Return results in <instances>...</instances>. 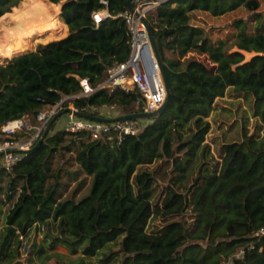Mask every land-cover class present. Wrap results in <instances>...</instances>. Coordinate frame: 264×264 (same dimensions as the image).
Instances as JSON below:
<instances>
[{"label": "trees", "instance_id": "trees-1", "mask_svg": "<svg viewBox=\"0 0 264 264\" xmlns=\"http://www.w3.org/2000/svg\"><path fill=\"white\" fill-rule=\"evenodd\" d=\"M23 1L0 0V20L9 18ZM49 1L62 3L59 18L69 28L67 36L38 43L30 51H24L25 45L35 32L22 37L11 31L3 41L0 37V56H12L0 62V129L23 117L37 123L40 112L69 96H74L71 103L75 107L94 115L107 116L101 110L112 107L115 114L142 111L139 92L98 88L108 68L129 57L131 35L123 17L117 16L128 10V0ZM49 1L31 0V10L49 17ZM140 1L134 0V6ZM147 1L160 2L147 19L168 76L166 109L155 119L134 120L139 127L136 135L112 140L93 138L87 131L56 129L57 119L37 147L10 170L0 168V228L5 230L0 264H22L20 235L28 246L27 239L39 223L49 240L48 250L61 244L81 254L74 264H92L109 244L118 249L104 253L100 264H264V234H258L264 228L261 0ZM104 8L113 17L97 25L93 14ZM240 8L249 16L235 18L231 23L234 32L216 42L209 28L193 23L196 11L218 17ZM31 10L18 12L12 20L16 28H23L35 15ZM57 28L56 18L49 29ZM234 39L239 43L218 59L217 82L220 88L228 87L233 99H253L263 134H250L244 127L240 141L218 147L219 161H203L193 182L180 187L183 168L210 131L207 118L215 102L214 92L198 88L197 79L208 80V75L197 76L195 62H183L182 67L181 61L207 43L216 53L217 47ZM83 78L97 88L91 95L80 96ZM68 106L69 102L62 103L61 111ZM57 157L61 160L56 163ZM157 159L171 163L172 175L158 203L153 204L149 193L158 178L154 171L139 167ZM87 188L89 192L82 194ZM153 216L163 224L148 231ZM189 216L197 217L196 222L189 223ZM48 250L31 244L29 264H35L32 256ZM50 258L51 254L46 256Z\"/></svg>", "mask_w": 264, "mask_h": 264}, {"label": "built area", "instance_id": "built-area-1", "mask_svg": "<svg viewBox=\"0 0 264 264\" xmlns=\"http://www.w3.org/2000/svg\"><path fill=\"white\" fill-rule=\"evenodd\" d=\"M159 3V1L148 2L143 0L135 6V10L145 14L147 10L153 9ZM117 16L123 17L130 32V54L126 61L108 68L107 78L98 88H119L126 92H139L142 100H139L138 103L142 104V111L157 110L165 102L167 93L157 60L151 50L148 32L140 17L135 16L129 10L119 13ZM109 17H113V15L106 8L95 11L93 14L94 22L97 25ZM80 83L82 87L80 96L91 95L97 89L93 87L88 78L81 79ZM73 98L74 96L65 97L51 110L40 112L37 116V123L23 117L3 126L0 133V168L10 170L21 160L37 144L49 122L58 113L65 110L61 111V104L64 102L71 103ZM67 108H72L74 111L62 114L66 115V118L61 124V129L66 131L73 133L87 131L93 138L106 136L110 140L114 137L121 139L128 134L136 135L139 132L137 122L134 120L104 123L79 116L75 111L85 112V110L74 105ZM111 109L114 110L113 107ZM258 234H264V228ZM20 239L24 241L22 249L27 255L29 247L26 246V240L22 235H20Z\"/></svg>", "mask_w": 264, "mask_h": 264}, {"label": "rangeland", "instance_id": "rangeland-1", "mask_svg": "<svg viewBox=\"0 0 264 264\" xmlns=\"http://www.w3.org/2000/svg\"><path fill=\"white\" fill-rule=\"evenodd\" d=\"M143 1V0H142ZM152 1V0H151ZM141 2V1H140ZM31 10L32 5H31V0H25L22 2L21 6L17 9H13L11 15H9V18L0 20V37L3 41V38L8 35L11 31H13V34L16 36H22L25 37L28 35L30 32H38V30H44L46 27L43 26H37L33 25L30 27V25H24L23 28H16L14 24L12 23V20L18 15L19 11L22 10ZM260 11L264 15V0H261V7ZM32 15L35 14L36 16H40L38 12H36L35 9L31 10ZM50 16L48 17V23L52 25L54 19H56V8L53 6L50 8ZM248 12L245 11L244 9L240 8L235 11L229 12L225 15L222 16H212L208 12L204 11H196L195 12V17L193 20V23L199 24L202 26H205L206 28H209V36L213 41H217L220 39H225L228 38L229 35L234 32V28L232 27L231 23L235 18L239 17H245L247 18ZM38 28V29H37ZM57 35L51 34L50 38H55ZM44 36L41 35H35V38H30L28 39L27 45H25V50L24 51H30L34 50L32 47L36 43L40 42V38ZM27 40V39H26ZM41 43V42H40ZM239 43L238 40L234 39L228 44H226L223 47H217L216 53H213V48L211 43H207L203 46V48L200 51L196 52H191L188 53L183 59H182V64H180L183 67V62L190 64V62H195V67L197 68V76H199L201 73L208 75V80L205 78H200L198 80V88L199 86L202 89L207 88L206 91L207 93L210 94V92H214L213 94L215 95L214 100L216 98H219V96H225V100H222L221 103L215 105L217 108H214V115H213V123L214 127L211 131L213 134V140L216 141L217 143V149L218 146H221L223 143H229L232 141H240L242 138V133L244 127H247L249 130L250 134L257 135V125L260 126V118L255 115L254 112V104H253V99L248 98V99H233L229 96L228 92L225 94V89L223 87H219V82L217 79V65H218V59L222 56H225L228 51H230L234 46H236ZM22 51V52H24ZM217 54V55H216ZM5 56L1 55L0 56V62L4 59ZM12 57V56H8ZM200 72V73H199ZM192 80L196 77H190ZM212 89H214L212 91ZM200 91V90H199ZM223 92V93H222ZM220 101V100H219ZM73 105L72 103H69V106ZM105 114L109 113H114V110L111 108H104L101 110ZM66 115H62L59 117V121L57 122L58 125L56 124V129H61L62 122L65 120ZM191 126H194V123L191 124ZM263 126V125H262ZM212 137V136H211ZM59 157H57V161H60ZM159 167V166H158ZM157 167V168H158ZM161 171L160 175L158 173V181L155 186V189H152L149 193V197L152 200L153 204H157L160 195L163 189V186L165 183H167L170 179L171 176H167L166 173L162 175L163 168H158ZM167 176V178H166ZM72 189L75 188L74 183H72ZM90 187V186H89ZM90 188H87L86 190L82 191V194L88 193ZM12 204L5 206L4 210L8 211ZM197 217H188V222H196ZM162 223L161 220H159L156 216H153L148 224L147 230L148 231H153L155 230L158 226H160ZM39 229H36L31 232L29 238L27 239V244L29 247L33 243H37L44 248L48 250V244L49 240L46 239L45 237V232L43 231V228L38 227ZM123 236L118 238V242L122 240ZM117 250L118 246L115 244H109L106 248L101 250V255L97 256V258L92 259V264H100L98 259L103 258L104 253H109V250ZM23 250V249H22ZM66 251V252H65ZM51 254V258L46 260V256ZM80 253H73L66 249L65 247L58 245L57 248L53 251L48 250L45 253H42L41 255L37 256L34 255L32 256V261L35 264H74L79 257ZM29 258V253L26 255V253H22L21 259H19L22 264H29L28 262Z\"/></svg>", "mask_w": 264, "mask_h": 264}, {"label": "crops", "instance_id": "crops-1", "mask_svg": "<svg viewBox=\"0 0 264 264\" xmlns=\"http://www.w3.org/2000/svg\"><path fill=\"white\" fill-rule=\"evenodd\" d=\"M50 4L54 5V7L56 8V18H57L58 28L57 29H49V27H51V25L48 23V17L47 16L44 17V18L40 17L38 15L37 16L36 15L31 16L29 21H28V23H26V25H30V27L32 26V24L33 25H37V26H43L44 25L46 27L45 28L46 30L44 32H41V31L38 30V32H35L34 35L32 34V36L27 38V39H30L32 37L35 38V35H41V36H44V37L40 38V42L41 43H47L49 41H52V40H55V39H60V38H63V37L68 35V33H69L68 26L63 21H61L60 18H59V14L61 12L62 3L55 4V3L50 2ZM52 33L57 35V36L55 38H50V35ZM37 44L38 43H36L34 45V47H32V49L36 48ZM191 52H195V51H190L189 53H191ZM3 56L8 57V55H3ZM227 92H228V87L226 86L225 94H227ZM222 100H225V96H219V98H216L215 102L213 103L214 108H217V106H215V105L221 103ZM213 110L211 111L210 116L207 118V121L210 124V131H209L208 135L206 136V139L201 143V147L198 150L196 156L189 161V163L187 164L186 167L183 168L181 174L184 175V180L180 183V187L186 186V185L189 186L193 182L195 176L197 175V169H198V167L200 166V164L203 161H207V160H212L214 162L219 161L218 155H217V143H216L215 140H213V134L211 133V131H212L213 127H214V123H213V120H212L213 115H214V111ZM117 115L118 114H115V113L107 114V116H109V117H113V116H117ZM258 125H257V127H258L257 135L261 136L263 134V126H262V123H260V126H258ZM1 132H2V128L0 129V133ZM192 134H193V131H190L188 133L189 136L192 135ZM157 167L158 168L162 167L164 169L163 172H162V175H164V173H166L167 176L168 175L169 176L172 175V173H171V163L167 162V161H165L163 159H157L152 164H149V165L144 166V167H139V170L147 168L149 171H154L156 173L157 178H158L159 177L158 173L160 175L159 171H161V170L158 169ZM167 176H166V178H167ZM167 183H165V184H167ZM38 227L43 228V224L39 223L38 225H36L33 228L32 231H34L36 229H39ZM4 235H5V230H4L3 227H1L0 228V242H1L2 238L4 237ZM58 245H61V244H58ZM57 246H56V248H57ZM61 246H63V245H61ZM63 247H65V246H63ZM65 248L68 249L67 247H65ZM80 256H81V254H79V257Z\"/></svg>", "mask_w": 264, "mask_h": 264}, {"label": "water", "instance_id": "water-1", "mask_svg": "<svg viewBox=\"0 0 264 264\" xmlns=\"http://www.w3.org/2000/svg\"><path fill=\"white\" fill-rule=\"evenodd\" d=\"M128 10L131 13H134L135 16L140 17L141 21L144 23L145 28L148 32L151 50H152V52H153V54L157 60L159 70H160L163 82L165 84V87H166V93L167 94H166L165 102L163 103V105L159 109L154 110V111H138V112H134L131 114L117 115L115 117H106V116H101V115H94V114L83 112V111H75V113H77L81 117L91 119V120H95V121H99V122H104V123H112V122L121 121V120L155 119V118L159 117L164 112V110L166 109V106H167V103H168L169 97H170L169 81H168L167 73H166L165 68H164V64H163V61L161 58V54H160V50H159L157 41L155 39L151 25L147 19V14L150 10H147L145 12V14L138 12L137 10H135L134 0H128ZM68 111H74V110L72 108H67L63 112L58 113L53 118V120L49 122V124L45 128L41 138L39 139V141L37 142V144L33 148L37 147L46 138V136L49 134V132L51 130V127H52L54 121L57 118H59L62 114H65Z\"/></svg>", "mask_w": 264, "mask_h": 264}, {"label": "bare ground", "instance_id": "bare-ground-1", "mask_svg": "<svg viewBox=\"0 0 264 264\" xmlns=\"http://www.w3.org/2000/svg\"><path fill=\"white\" fill-rule=\"evenodd\" d=\"M48 5H49V6H51V7H53V5H52V4H50V3H48Z\"/></svg>", "mask_w": 264, "mask_h": 264}]
</instances>
